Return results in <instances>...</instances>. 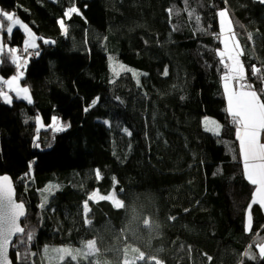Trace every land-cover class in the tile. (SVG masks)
Instances as JSON below:
<instances>
[{
	"label": "trees",
	"instance_id": "trees-1",
	"mask_svg": "<svg viewBox=\"0 0 264 264\" xmlns=\"http://www.w3.org/2000/svg\"><path fill=\"white\" fill-rule=\"evenodd\" d=\"M0 6L38 41L18 80L31 103L9 89L12 102L0 99V175L13 179L28 209L23 227L33 234L19 256L12 249L14 264H40L53 249H80L90 239L98 244L96 264H123L140 251L155 257L150 264H264L258 249L264 215L252 204L255 186L226 111L218 16L224 9L231 16L249 82L259 88L250 67L264 64V3L0 0ZM72 6L81 14L69 19L64 13ZM0 33L6 48L0 78L8 80L19 72L9 50L23 48L26 34ZM110 60L141 73V83L129 72L113 79ZM206 118L222 132L206 131ZM113 190L123 208L88 200L84 209L93 191ZM144 219L159 227L144 226ZM247 249L256 259L244 256ZM25 251L35 255L24 259ZM89 259L78 256L74 264Z\"/></svg>",
	"mask_w": 264,
	"mask_h": 264
},
{
	"label": "snow or ice",
	"instance_id": "snow-or-ice-1",
	"mask_svg": "<svg viewBox=\"0 0 264 264\" xmlns=\"http://www.w3.org/2000/svg\"><path fill=\"white\" fill-rule=\"evenodd\" d=\"M264 3V0H261ZM171 9L169 13L171 14ZM75 13L80 15V11L75 6L69 7L64 13V16L71 18L72 14ZM194 13H189L193 15ZM221 18V32L225 31V19L228 17V12L226 9L221 10L218 13ZM197 22H199V17L196 16ZM0 21H6L5 23H0V30L6 28V32L10 35L13 32V28L18 26L23 29L29 36L30 39L33 38L29 26L22 22L16 17L15 13H9L0 9ZM61 28L67 32L64 20L60 22ZM230 23V21H229ZM229 35L225 40V48L227 49V54L221 52V64L223 65L224 75L223 80L225 81L224 89L227 95L228 107L226 111L232 118L233 124L236 129V136L240 143V153L243 157L244 172L248 181L255 186V194L252 200V204H258L261 208H264V143L261 142V136L264 134V64L262 66L251 65L250 71L252 78L260 82V87L256 88L254 83L249 82V77L247 70L245 68V63L241 59L246 53L245 49L236 40L231 48H228V40H232L236 35L231 27L227 29ZM219 38V37H218ZM249 39H251V34H249ZM47 43V41H45ZM35 47L34 44L27 45L26 47ZM16 49H10L8 55L11 57V62L16 68H22L24 66V61L21 60L19 56H16ZM251 55V53H248ZM5 59V50L2 40H0V63H3ZM122 70L132 71L131 69H125L123 65H120ZM167 70H165L164 75H167ZM134 75H137L134 73ZM22 73L13 75L11 79L4 80L2 83L8 86L10 91L17 94V98L27 100L31 103L30 96L28 95L27 87H20L18 84L19 78ZM23 94V95H21ZM0 99L5 103H11L12 98L3 90H0ZM39 122V120H38ZM214 125L213 129H206L214 131V134H219L218 129L220 125L212 120H206L205 125ZM130 135V133H129ZM38 146V145H37ZM99 170L96 171L97 178L100 177ZM55 186L50 185L45 191L51 192ZM98 198V200H109L117 207L123 208L124 203L121 199L117 198L115 190L112 194L101 195L98 191H93L92 194L87 198L83 207L85 210H90L88 205V200H93ZM47 198L45 197V203ZM43 207V204L41 205ZM25 207L23 203H17L13 199V190L7 176L0 178V259L6 261V264H11L8 260V252L10 247L17 251L18 256L19 246L25 245L26 248L30 246L33 240V234L31 231L25 232V228L20 224V218L25 216ZM86 223L91 225L92 221L87 219V213L85 212ZM170 219H175L171 217ZM144 226L150 229L158 228L159 225L150 222L149 219H144L142 221ZM251 230V204L249 205V231ZM15 238V243L13 242ZM251 249V246H249ZM259 257L264 258V243L258 245ZM47 252L48 249H45ZM56 253L60 264H63L65 257L68 258V264H74V261L78 256L91 257L89 259V264H96L99 257L97 252V241L95 239H90L84 242L83 248L80 249H70V248H57L52 250ZM135 253L134 258H124L122 259L123 264H150V260H155V257L146 258L145 253L140 251ZM29 255H35V253H28L25 251L23 258L27 259ZM244 256L249 259H256V254L252 253L251 250L244 253ZM156 264H161L157 261ZM243 264V261H241Z\"/></svg>",
	"mask_w": 264,
	"mask_h": 264
},
{
	"label": "rangeland",
	"instance_id": "rangeland-1",
	"mask_svg": "<svg viewBox=\"0 0 264 264\" xmlns=\"http://www.w3.org/2000/svg\"><path fill=\"white\" fill-rule=\"evenodd\" d=\"M261 1V0H260ZM229 21H230V23H229ZM224 27H225V31L221 34V38H222V43L223 42H225V40L227 39V37H228V35H229V33H228V31H227V29L229 28V27H231L232 28V30L234 31V33L236 34L235 36H237V38L239 39V32L236 30V27H235V25H234V23H233V21H232V18H231V16L229 15V13H228V17L225 19V25H224ZM15 28H19L18 26H15L14 28H13V30L15 29ZM21 29V28H20ZM25 34H26V40H25V43H24V45H23V48H21V49H17V48H15L17 51H16V53H15V55L16 56H19L20 58H21V51H23V50H27V49H34V50H36V49H38V41H37V38L35 37V36H33V38L32 39H30L29 38V36H28V34L23 30V29H21ZM242 33H243V36H244V32L242 31ZM227 36V37H226ZM219 37V36H218ZM233 43H234V41L233 40H230L229 41V43H228V45H233ZM30 44H34L35 45V47H31V46H28V47H26L27 45H30ZM224 45H225V43H224ZM224 47H223V49H222V51L224 52ZM5 51H6V48H5ZM221 51V52H222ZM226 52V51H225ZM227 53V52H226ZM226 53H225V56H226ZM221 56V55H220ZM31 59H33V58H28V57H26V58H24V59H22L21 58V60L22 61H24V66L22 67V68H19V72L18 73H22V76L19 78V79H22V77H24V72L22 71V69H24L25 67H26V65L28 64V62L31 60ZM120 65H123L124 66V68L125 69H131L132 71L130 72V71H126V70H122L121 69V67H120ZM110 72H111V74H112V78L113 79H116V78H118L121 74H123V73H125V72H129V73H131L133 76H134V78H135V80L140 84L141 83V73H139V72H137L136 70H134V69H132L131 67H128V66H125L124 64H121V63H119V62H117V61H115V60H110ZM134 73H136L137 75H134ZM2 81H4V80H2L1 78H0V88L4 91V92H6L11 98H12V96H11V93H9V92H7V90H8V86L6 85V84H4V83H2ZM206 120H209V121H212V120H214V119H212V118H206L205 119V121ZM205 121H204V129L206 130V129H213L214 128V125H212V124H208L207 126L205 125ZM214 121H216V120H214ZM219 125H220V128L218 129V132H219V134L222 132V126H221V124L218 122V121H216ZM40 127H41V125H40ZM55 128L57 129V130H60V128H62V125L61 124H58V125H56L55 126ZM206 131H208V132H211V133H213L214 134V131H212V130H206ZM217 135V134H216ZM93 201H95V202H97V201H101V200H98V198H94L93 199ZM108 202H110V203H112L111 201H109V200H107ZM113 204V203H112ZM114 205V204H113ZM114 206H116V205H114ZM117 207V206H116ZM118 208H120V207H118ZM98 245V244H97ZM64 248V247H63ZM253 249V248H252ZM251 249V250H252ZM99 251V249H98V246H97V252ZM96 252V253H97ZM68 258L67 257H65L64 258V260H63V264L65 263V261L67 260ZM40 262H42V263H40V264H47V262H49V264H60V261H59V259H58V257H57V255H56V253H54V252H50V253H46V254H44V255H42L41 256V260H40ZM45 262V263H44Z\"/></svg>",
	"mask_w": 264,
	"mask_h": 264
},
{
	"label": "water",
	"instance_id": "water-1",
	"mask_svg": "<svg viewBox=\"0 0 264 264\" xmlns=\"http://www.w3.org/2000/svg\"><path fill=\"white\" fill-rule=\"evenodd\" d=\"M0 9H2L1 8V6H0ZM0 40H2V42H3V44H4V50H5V37L0 33ZM4 176H7L8 177V179H9V182H10V184H11V186H12V190H13V199L17 202V203H22V202H20L19 200H18V198H17V190H16V187H15V183H14V181H13V179L9 176V175H0V178H2V177H4ZM24 204V203H23ZM24 207H25V216L24 217H21L20 218V224H21V226L23 227V222L27 219V215H28V209H27V207L25 206V204H24ZM14 243L16 242L15 241V238H14V241H13ZM11 251H12V248L10 247V249H9V252H8V260H10L11 261V264H14L13 263V260H12V257H11ZM0 264H6V261H4L3 259H0Z\"/></svg>",
	"mask_w": 264,
	"mask_h": 264
},
{
	"label": "crops",
	"instance_id": "crops-1",
	"mask_svg": "<svg viewBox=\"0 0 264 264\" xmlns=\"http://www.w3.org/2000/svg\"><path fill=\"white\" fill-rule=\"evenodd\" d=\"M258 1H260V0H258ZM261 2V1H260ZM227 37V36H226ZM234 42L236 41V40H238L239 41V39L237 38V36H234L233 37V39H232ZM229 41L230 40H228V43H229ZM239 44H240V41H239ZM241 45V44H240ZM242 46V45H241ZM223 47L225 48V45H224V42H223ZM232 47V45H228V48H231ZM227 52V49L225 48L224 49V52ZM225 52V53H226ZM227 54V53H226ZM241 59H242V57H241ZM224 84H225V81H223V90H224V95H225V99H226V102H227V107H228V101H227V95H226V92H225V89H224ZM232 119V118H231ZM261 142L262 143H264V134H262V136H261ZM243 158V157H242ZM244 165V164H243ZM246 176V175H245ZM247 178V177H246ZM248 180V179H247ZM254 194H255V192H254ZM255 205H257V206H259L258 204H255ZM260 207V206H259ZM261 208V207H260ZM261 210H262V212H263V215H264V208H261Z\"/></svg>",
	"mask_w": 264,
	"mask_h": 264
},
{
	"label": "built area",
	"instance_id": "built-area-1",
	"mask_svg": "<svg viewBox=\"0 0 264 264\" xmlns=\"http://www.w3.org/2000/svg\"><path fill=\"white\" fill-rule=\"evenodd\" d=\"M35 58L36 57V51L35 50H23L21 51V58L24 59V58Z\"/></svg>",
	"mask_w": 264,
	"mask_h": 264
},
{
	"label": "bare ground",
	"instance_id": "bare-ground-1",
	"mask_svg": "<svg viewBox=\"0 0 264 264\" xmlns=\"http://www.w3.org/2000/svg\"><path fill=\"white\" fill-rule=\"evenodd\" d=\"M215 38H217V36H215ZM29 50H32V49H29ZM34 50V49H33ZM249 251V249L246 250V252ZM128 257V256H127Z\"/></svg>",
	"mask_w": 264,
	"mask_h": 264
}]
</instances>
